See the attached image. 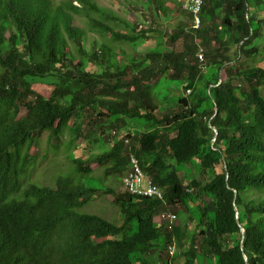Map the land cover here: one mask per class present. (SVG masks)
<instances>
[{"label": "trees", "instance_id": "trees-1", "mask_svg": "<svg viewBox=\"0 0 264 264\" xmlns=\"http://www.w3.org/2000/svg\"><path fill=\"white\" fill-rule=\"evenodd\" d=\"M141 3L0 0V264H157L155 249L173 237L192 246L182 264H264V67L242 61L260 56L254 42L264 20L254 27L251 0H207L196 30L181 0ZM121 7L139 14L140 25ZM143 42L155 46L143 53ZM221 71L225 79L212 87ZM134 126L131 147L114 136ZM46 133L48 149L68 134L76 147L84 138L93 155L107 147L96 162L121 172L132 149L168 203L195 213L191 223L163 232L152 221L160 203L144 208L126 193L116 199L122 227L83 214L97 190L74 177L12 200ZM194 160L201 181L186 185L178 167ZM75 164L80 175L94 171L83 159ZM235 206L247 228L244 249Z\"/></svg>", "mask_w": 264, "mask_h": 264}, {"label": "clouds", "instance_id": "clouds-1", "mask_svg": "<svg viewBox=\"0 0 264 264\" xmlns=\"http://www.w3.org/2000/svg\"><path fill=\"white\" fill-rule=\"evenodd\" d=\"M182 1V7L185 11L192 13L194 15V28L196 30L201 29L202 27V16H201V12L205 6V3L207 0H201V2H198L197 0H181ZM256 3H254V5H252V15L253 18H256ZM250 15V14H249ZM264 20V18L262 19ZM262 20H258V26L260 21ZM254 21V20H253ZM255 23V21H254ZM262 26V24H261ZM263 28V27H262ZM261 35L264 36V28L262 29ZM243 44V42L241 43ZM260 48V47H259ZM260 51L262 52V50L260 49ZM120 55V54H118ZM199 57L201 59V64L204 65V68L207 69L206 63H205V55H204V51L201 50L199 53ZM263 57L261 54L259 57H256V59L253 61H248L247 59H242L243 62L248 63L251 66V63H254L258 60V58ZM220 79L218 81L217 85H212V87L214 86H219L222 84L223 80L225 79V76L223 74V72L221 71L220 74ZM264 89L261 90L262 95L263 94ZM194 93V89H189L188 90V94H193ZM216 113H218V109H216ZM216 116V115H215ZM212 117L211 121L215 118ZM210 128L213 130L214 132V137L212 139V144H214L215 140H216V136L218 134L217 129L213 126H210ZM139 129V126L134 128H131V130L128 131H124V132H118L115 131L114 132V136L118 137L121 140H125V142L131 147L132 146V142H133V134H136L137 130ZM132 133V135H131ZM70 135V134H68ZM66 135L62 141L63 142L64 139L68 136ZM44 136L47 137L48 143H49V138H48V133H46ZM43 136V137H44ZM71 136V135H70ZM72 137V136H71ZM80 140H83L82 143H79ZM79 141H77V147L75 146V150H79V149H86V140L84 138L80 139ZM73 138L71 139V144L73 143ZM58 141L55 140V144L58 145L59 147L56 148L54 150V153H59L61 152L62 149L60 148V143H57ZM69 145V147L71 148L72 145ZM97 150H95L94 155L92 153V156L90 157H84V156H80L77 158L72 159V162L75 165L74 171L72 174H62L61 176L56 178L57 184L58 181L61 177H74L78 182H81L80 184H85L90 188H95L97 191L94 192V201H96V199L98 198L100 192H104L106 194L108 193H112L115 196V199H118L119 195L126 193L131 196H134L135 198H137V202L138 203H143V207H149L148 201H156L158 203H160L159 206H156L155 208V212H154V216H153V223L156 225V227H159L162 229L163 232L166 233H172V231L176 230V227L179 226H183L185 224L191 223V220L189 221V217L191 216H195V213H190V210H187L185 207H183V205L181 203H174V205H171L168 203V201L166 200V192H165V188L159 186L158 184H156L154 182V179L152 178V176L150 175L149 171L145 168L144 163H143V159L140 155H138L136 152H134L132 149L131 153L129 155V165L127 167V169H125L123 172L119 171V170H115L114 165L112 163L109 164H101L99 165L96 162L97 156L99 154L104 153L105 151H101L98 152L99 147L96 148ZM31 150V149H30ZM69 150V149H68ZM74 150V151H75ZM74 151H69L70 155L72 156ZM31 155V152H30ZM32 159H31V166L30 169L28 170V172L22 177V184L21 187L19 188V190H17L14 195L13 198H11L12 200H24L26 198V194L25 191H29L32 187L36 186V185H41V186H49V185H44L41 184V180L38 182L35 178H33V170L34 168H37V166H34L36 161V155H31ZM78 159H83L87 162L88 166H91L94 171L91 174H86V175H80L77 173V166L75 164L76 160ZM191 165H195L196 169L194 170H190L188 169L189 166ZM101 167H108L109 170L113 173L119 172L122 179H124V189H122V191L120 193H117V191L115 190L114 187L111 186H107L104 181L100 178H98L97 176H95V172L98 171L99 168ZM181 167V168H179ZM179 171H180V176L183 179L184 184L188 185L189 182L191 180H196V181H201V176L199 175V168H200V164L197 160H194L192 163L190 164H184V165H180ZM192 172H194V174H191ZM123 173V174H122ZM74 174V176H73ZM191 177V178H189ZM99 179L101 180V186L99 187L98 185H96L93 180ZM190 179V180H189ZM87 181V182H86ZM56 186H50V187H57ZM190 192L192 193V190H190ZM196 192V190L194 191V193ZM237 191H235V195L237 197ZM204 202H207V198H204L203 200ZM92 202L88 203L86 206L90 205ZM116 204V200L114 201ZM202 204V203H201ZM85 207H82L79 211L83 214H89V212H86L84 210ZM116 206L119 208V220L120 223L117 222H111L97 214H92V215H97L105 220H107L108 222H111L114 225H117V227H122L123 226V222H122V211H121V207L118 206L116 204ZM192 211H194V208L191 209ZM235 210H236V221L237 224L239 226L240 232H241V245H242V249L243 245L245 243V238H246V227L244 225V223L241 220V211L238 209L237 206H235ZM176 212V213H174ZM183 214V215H182ZM178 218H181V220H183L184 218L188 219V221L183 222L182 224L179 225H175L176 223L174 222L175 220H177ZM192 225V224H191ZM194 225V224H193ZM231 242V240H230ZM166 244V245H165ZM165 245V247L163 248V246ZM191 245L185 246L183 248H181L179 246V244L177 243V241H175V238L173 237L172 241H167V238L164 239L163 243H162V247L160 248H156L155 251V255L152 256L153 261H155L157 264H164V263H169L172 264V260L174 259V263L173 264H182V262L177 261V259H175V257L177 256L178 252H181V255L183 256L184 253H188L189 250L191 249ZM200 247L201 244H198L196 246V249L198 251H200ZM163 256L168 257V260H164ZM161 257V258H160ZM244 258L245 261H248V255L244 254Z\"/></svg>", "mask_w": 264, "mask_h": 264}, {"label": "rangeland", "instance_id": "rangeland-1", "mask_svg": "<svg viewBox=\"0 0 264 264\" xmlns=\"http://www.w3.org/2000/svg\"><path fill=\"white\" fill-rule=\"evenodd\" d=\"M102 4H106L109 2V0H98ZM259 3L257 4L256 0H251L252 5H254V2L256 3L255 8L257 9L256 12V18L254 19L255 21V26L258 27V20H262L264 18V0H258ZM76 5H79V2H75ZM141 5H143V0ZM173 8L175 7L174 5H171ZM118 12H121L122 15H125L132 23H139L138 22V16L139 14L137 13H128L124 11V9L121 7L120 10L116 9ZM180 9L175 8L174 13H178ZM141 25H144L141 22ZM171 28L170 24L166 22L163 25V29L169 30ZM157 43V42H156ZM155 43V44H156ZM254 43H256L260 49L262 50L261 55L263 57L258 58V60L254 63H251L252 67H264V36H260L258 40H256ZM117 51H123L127 50L130 54H133L136 51V48L133 47L132 45L128 43H116L115 44ZM151 46H155L153 42H143L141 46L138 47V49L143 50L142 52L145 53L147 49ZM182 47V44H180V48ZM256 59V58H255ZM253 59V61L255 60ZM0 74H1V69H0ZM164 85V84H163ZM161 85V91L165 92L166 90L164 89V86ZM264 94V92H263ZM24 114V111L22 115ZM71 139L72 137L68 135L63 142L58 141L57 143L60 145L59 149H62L61 152L59 153H54L55 149H48L47 145H50L48 143L47 137L44 136L40 140V146L33 145L30 152L31 155H36V163L34 166H37V168H34L33 170V178H35L38 182L41 180V184L44 185H49V186H56L57 181L56 178L61 176L62 174H72L75 168L74 163L72 162V159L84 156V157H90L92 156L91 151H87L85 149H79L75 150V145L69 147L71 144ZM83 140H80L79 143H82ZM53 145V144H51ZM69 149V150H68ZM75 150V151H74ZM109 150L107 147H102L99 148L98 152L101 151H106ZM69 151H74L72 156L70 155ZM72 157V159H71ZM181 168V167H179ZM190 170L196 169L195 165H191L188 167ZM191 174H194L192 172ZM74 176V174H73ZM95 176L98 178L102 179L104 183L107 186L114 187L117 193H120L122 189H124V179H122L121 175L119 172L116 171V173H113L109 170L108 167H101L98 169V171L95 172ZM87 182V181H86ZM93 182L98 185L99 187L102 185L101 180L96 179L93 180ZM115 196L112 193H104L100 192L98 198L96 201L92 202L90 205L86 206L84 210L86 212H89L90 214H97L111 222H117L120 223L119 220V208L115 204ZM176 213V212H174ZM183 215V214H182ZM188 221V219L184 218L181 220V218H178L174 222L176 223L175 225L182 224L183 222ZM121 224V223H120ZM193 225V224H192ZM196 226H192L191 230H194ZM164 260H168V257L163 256ZM177 261L182 262L183 261V256L181 255V252L179 251L177 256L175 257ZM174 263V259L172 260V264Z\"/></svg>", "mask_w": 264, "mask_h": 264}, {"label": "built area", "instance_id": "built-area-1", "mask_svg": "<svg viewBox=\"0 0 264 264\" xmlns=\"http://www.w3.org/2000/svg\"><path fill=\"white\" fill-rule=\"evenodd\" d=\"M198 2H201V0H197Z\"/></svg>", "mask_w": 264, "mask_h": 264}]
</instances>
